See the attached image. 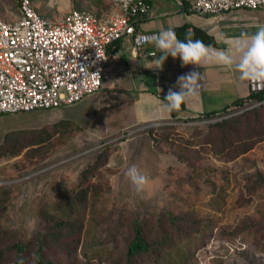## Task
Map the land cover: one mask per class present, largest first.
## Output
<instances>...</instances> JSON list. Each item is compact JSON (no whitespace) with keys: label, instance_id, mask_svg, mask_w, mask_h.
<instances>
[{"label":"rangeland","instance_id":"1","mask_svg":"<svg viewBox=\"0 0 264 264\" xmlns=\"http://www.w3.org/2000/svg\"><path fill=\"white\" fill-rule=\"evenodd\" d=\"M31 3L52 21L75 9L113 11V0ZM18 16L16 0H0V17ZM236 107L95 142L86 133L70 138L64 123L9 145L3 139L0 264L13 263L9 248L39 236L54 264H126L135 220L150 250L133 264H264V103ZM133 164L149 177L140 191L125 175Z\"/></svg>","mask_w":264,"mask_h":264},{"label":"crops","instance_id":"2","mask_svg":"<svg viewBox=\"0 0 264 264\" xmlns=\"http://www.w3.org/2000/svg\"><path fill=\"white\" fill-rule=\"evenodd\" d=\"M193 1L151 0L149 15L140 21V27L158 33L169 27L174 31L179 27L187 31L196 28L212 39L207 45L226 49L230 38L242 33L253 34L259 25H264V10L235 8L216 14H198L190 8ZM160 54L154 42L143 45L136 52L128 38L118 40L108 52L101 86L96 92L83 96L70 107L8 113L7 122L0 131V143L12 132L20 131L19 135L15 134L17 137L24 132L28 136V131L37 132L60 121L75 126L70 138L79 142L85 139V133L94 142L126 134L132 129L140 128V133L145 134L147 126L219 114L249 95L247 80H240L234 68L223 65L182 66L178 57L169 56L162 70L148 68ZM192 71L201 74L199 88L183 103L185 110L173 117L162 107V101L170 87L179 91L175 87L177 78ZM63 109L69 111L68 117L58 112Z\"/></svg>","mask_w":264,"mask_h":264},{"label":"built area","instance_id":"3","mask_svg":"<svg viewBox=\"0 0 264 264\" xmlns=\"http://www.w3.org/2000/svg\"><path fill=\"white\" fill-rule=\"evenodd\" d=\"M16 1L19 16L0 17V114L75 103L100 88L108 52L118 40L128 38L137 52L158 35L140 27L151 0H113L105 16L75 9L56 21L39 14L31 0ZM190 8L198 14L264 10V0H194ZM247 86L249 94L264 93V81L247 80ZM262 103L264 98L245 102L236 111Z\"/></svg>","mask_w":264,"mask_h":264},{"label":"clouds","instance_id":"4","mask_svg":"<svg viewBox=\"0 0 264 264\" xmlns=\"http://www.w3.org/2000/svg\"><path fill=\"white\" fill-rule=\"evenodd\" d=\"M192 35L189 32L185 40H180L173 28L162 29L153 41L161 54L154 58L148 68L162 70L165 60L171 56L173 59L178 57L182 66L219 64L234 68L239 73L240 80L264 81V25H259L253 34L242 33L230 38L231 42L226 49L213 48L202 40L192 39ZM200 78L201 74L195 71L179 76L175 85L179 91L170 87L162 101V107L169 112L178 110L196 93ZM125 175L137 191L149 183L147 174L135 164L127 169Z\"/></svg>","mask_w":264,"mask_h":264},{"label":"trees","instance_id":"5","mask_svg":"<svg viewBox=\"0 0 264 264\" xmlns=\"http://www.w3.org/2000/svg\"><path fill=\"white\" fill-rule=\"evenodd\" d=\"M189 32H191L193 34L191 36L192 39L202 40L205 44L212 42V39L199 29L194 28L191 31H187L185 27H179V28L175 29V33H176L178 39H180V40H185V38L187 37ZM263 98H264V93H262V92L250 93L247 97L242 98V99L234 102L230 107H232V106L236 107L237 106L235 109H239L242 106H244L245 102H251L254 100H261ZM230 107H228V108H230ZM228 108H225L224 110H226ZM184 110H185V106H184V104H182L178 110L171 111L170 114L173 117H176L180 113H182ZM211 115H215V114H206V115H203L202 117L211 116ZM197 117L200 118L201 116H197ZM58 123L67 124L68 128H69V132H71L75 128V126H73V125L69 126L68 121H64V122L60 121ZM39 131H37V132L28 131V132H29V134L35 135ZM19 133H21V132L17 131V132H12L10 134H7L5 136L2 144L3 145L4 144L9 145L11 140L13 141V140H16L17 138L23 139L24 137L27 136L26 132H24V134L22 136L21 135L18 137L15 136V134L19 135ZM12 136H14V137H12ZM177 230L179 232H181V234H183L184 236H186V235L188 236L190 234V232L187 230H184L183 227L177 226ZM164 231L166 233L165 232L163 233V236H162L163 241L165 242V244L172 243V240L169 238L170 233L166 230H164ZM32 244L30 242H24L21 244H16V245L12 246L11 248H9V250L12 251V253L15 256L12 264H29L30 251H33L31 253V255H33V259H34L33 264H54L53 260L48 256L50 249L48 247V243H47L46 239H44L43 236L37 237V239ZM149 250H150V243L145 238L143 227L141 226V224L138 221L135 220L133 223V236L130 238V240L127 243L126 264H133L134 258L136 256L140 255L143 252H147ZM4 252H6V251H1L0 256H2V254Z\"/></svg>","mask_w":264,"mask_h":264}]
</instances>
